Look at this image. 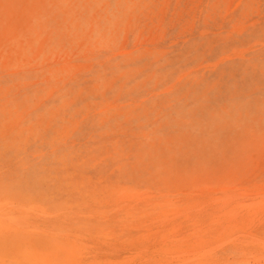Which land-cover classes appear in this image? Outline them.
<instances>
[{"label": "rangeland", "instance_id": "374dc122", "mask_svg": "<svg viewBox=\"0 0 264 264\" xmlns=\"http://www.w3.org/2000/svg\"><path fill=\"white\" fill-rule=\"evenodd\" d=\"M202 263L264 264V0H0V264Z\"/></svg>", "mask_w": 264, "mask_h": 264}, {"label": "bare ground", "instance_id": "6f19581e", "mask_svg": "<svg viewBox=\"0 0 264 264\" xmlns=\"http://www.w3.org/2000/svg\"><path fill=\"white\" fill-rule=\"evenodd\" d=\"M14 178V177H13ZM247 193V192H246ZM201 194V193H200ZM220 195V194H219ZM243 196H245L244 194H242ZM205 195H203V197H204ZM217 196V195H216ZM228 196V195H227ZM247 196H249L250 197V195H247ZM200 197V196H199ZM243 198V197H242ZM217 199H218V197H217ZM239 199V198H238ZM262 199V198H261ZM139 200V199H138ZM190 200H192V199H190ZM211 201H212V199H210ZM221 200V199H220ZM229 200V199H228ZM240 200V199H239ZM241 200H243V199H241ZM249 200V199H248ZM214 201V200H213ZM222 201V200H221ZM224 201V200H223ZM230 201H232V200H230ZM216 202H218V200H216ZM236 202V201H235ZM244 202H245V200H244ZM202 204H203V202H201ZM210 203V202H209ZM214 203H215V201H214ZM223 203H225V202H223ZM226 203H228V202H226ZM242 203V202H241ZM241 203H239L238 205H241ZM201 204V205H202ZM235 204V203H234ZM237 204V203H236ZM245 204V203H244ZM233 205V204H232ZM243 205V204H242ZM195 206V205H194ZM200 206V205H199ZM204 206V205H203ZM245 206V205H244ZM198 207V206H197ZM201 208V207H200ZM194 209V208H193ZM196 209H198L199 210V207L198 208H196ZM210 213V212H209ZM3 215V214H2ZM5 217V216H4ZM7 220V219H6ZM205 225V224H204ZM218 225V224H217ZM207 226V225H206ZM217 227V226H216ZM233 227V226H232ZM231 227V228H232ZM237 227H240V226H237ZM170 228V227H169ZM230 228V229H231ZM226 229H228V228H226ZM242 229V228H241ZM44 230V229H43ZM167 230V229H166ZM216 231V230H215ZM181 249V248H180ZM186 249V248H185ZM91 250V249H90ZM192 251V250H191ZM200 251V250H199ZM209 252V251H208ZM176 254V253H175ZM179 255H181V254H179ZM94 257V256H93ZM202 257V256H201ZM154 261V260H153ZM187 261V260H186ZM210 261V260H209ZM83 262V261H82ZM184 262V261H183ZM197 262V261H196ZM96 263V262H95ZM146 263V262H145ZM151 263V262H150ZM191 263V262H190ZM193 263V262H192ZM203 264V263H202Z\"/></svg>", "mask_w": 264, "mask_h": 264}]
</instances>
